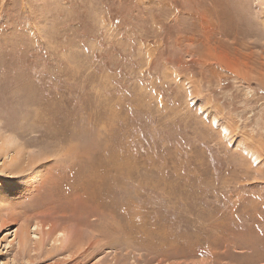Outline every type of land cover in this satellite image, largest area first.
Instances as JSON below:
<instances>
[{"label": "rangeland", "instance_id": "obj_1", "mask_svg": "<svg viewBox=\"0 0 264 264\" xmlns=\"http://www.w3.org/2000/svg\"><path fill=\"white\" fill-rule=\"evenodd\" d=\"M0 264H264V0H0Z\"/></svg>", "mask_w": 264, "mask_h": 264}, {"label": "bare ground", "instance_id": "obj_2", "mask_svg": "<svg viewBox=\"0 0 264 264\" xmlns=\"http://www.w3.org/2000/svg\"><path fill=\"white\" fill-rule=\"evenodd\" d=\"M6 57V56H5ZM10 152V151H9ZM37 165V164H36ZM11 215V214H10ZM12 217V216H11ZM24 233H25V235H29V233H28V231L27 230H24ZM62 235H64V233H61Z\"/></svg>", "mask_w": 264, "mask_h": 264}]
</instances>
